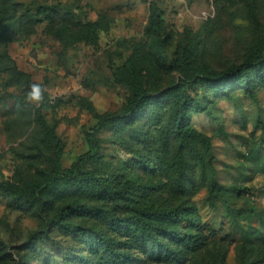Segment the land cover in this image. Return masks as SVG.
Returning <instances> with one entry per match:
<instances>
[{
  "label": "rangeland",
  "instance_id": "obj_1",
  "mask_svg": "<svg viewBox=\"0 0 264 264\" xmlns=\"http://www.w3.org/2000/svg\"><path fill=\"white\" fill-rule=\"evenodd\" d=\"M151 1L0 0V32L12 34L10 43L0 38V180L28 186L50 169L35 121L41 101L28 98L33 83L48 92L43 111L64 143L63 166L70 167L88 151L86 133L99 117L125 109L131 91L115 75L133 54L149 60L144 85L156 91L186 82L177 61L220 71L243 62L264 38V0H256L255 18L248 0H154L171 38L160 59L150 50L155 37L146 33ZM95 21L97 35L90 27ZM15 67L30 81L17 79ZM186 89L212 110L193 113V125L211 137L212 158L191 159L198 186L192 195L168 192L164 174L142 166L150 147L110 127L96 131L101 157L83 159V168L131 190L128 182L148 184L135 198L142 206L196 205L215 234L187 264H264V88H256V98L237 89L232 99L208 86L187 83ZM214 177L225 196L212 203L207 183ZM75 198L95 213L74 215V230L66 231L46 226L52 211L27 209L0 193V264H95L84 234L115 237L116 210L108 198L69 185L54 204ZM132 252V264H157Z\"/></svg>",
  "mask_w": 264,
  "mask_h": 264
},
{
  "label": "trees",
  "instance_id": "obj_2",
  "mask_svg": "<svg viewBox=\"0 0 264 264\" xmlns=\"http://www.w3.org/2000/svg\"><path fill=\"white\" fill-rule=\"evenodd\" d=\"M248 7L255 18L256 0H248ZM90 27L97 35L98 22H91ZM163 31L161 9L152 0L146 33L155 37L150 50L160 59L165 56L171 42V38L165 36ZM0 38L10 43L12 34L1 31ZM189 54L191 56V52ZM148 63L146 58H138L133 54L118 70L116 81L127 85L131 91L127 105L119 113L99 117L98 125L86 133L88 151L70 167L63 166L64 143L43 111L49 104L48 92L42 83H33L43 89L41 104L35 108V121L41 133L39 148L49 161L50 169L28 186H21L8 178L0 180V193L12 197L14 204L27 209L38 207L52 211L45 219V224L53 229L74 230V225L69 221L74 215L88 211L95 213L94 209L85 206L77 198L65 200L56 206L54 200L66 185L108 198L116 210V216L110 219L112 228L117 232L115 237L95 236L94 231L84 234L88 239L89 253L97 257L95 264H132L136 260L133 249L157 264H187L207 246L215 234L214 227L203 222L193 203L142 206L136 203L135 198L137 193L149 190L148 184H131L127 181L129 186L134 185V190H131L109 183L94 171L85 170L83 159L101 157L96 131L110 127L119 134H131L150 147L151 154L141 161L143 168L152 175L164 174V186L168 192L192 195L198 186L190 173L191 159L197 157L205 163L212 158L211 137L193 125V113L211 114L212 110L207 102L187 92V83L208 86L226 99H232L237 89L256 98V88H264V38L253 47L243 62L220 71L196 68L186 61H177L186 76V82L175 83L162 90L151 91L144 85V77L150 71ZM11 71L20 81H30L29 73L16 67ZM139 120L144 121L141 127L137 126ZM151 128L157 131L151 132ZM207 187L212 203L225 196L224 185L216 177L207 183ZM238 187L248 189L243 185ZM88 264L94 263L88 260ZM240 264L245 262L240 261Z\"/></svg>",
  "mask_w": 264,
  "mask_h": 264
},
{
  "label": "clouds",
  "instance_id": "obj_3",
  "mask_svg": "<svg viewBox=\"0 0 264 264\" xmlns=\"http://www.w3.org/2000/svg\"><path fill=\"white\" fill-rule=\"evenodd\" d=\"M29 100L41 101L43 99V89L39 84L31 85L28 93Z\"/></svg>",
  "mask_w": 264,
  "mask_h": 264
}]
</instances>
